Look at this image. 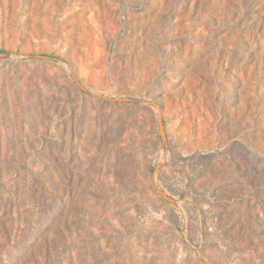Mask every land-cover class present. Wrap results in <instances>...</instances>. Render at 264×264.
Instances as JSON below:
<instances>
[{"label":"rangeland","instance_id":"obj_1","mask_svg":"<svg viewBox=\"0 0 264 264\" xmlns=\"http://www.w3.org/2000/svg\"><path fill=\"white\" fill-rule=\"evenodd\" d=\"M0 264H264V0H0Z\"/></svg>","mask_w":264,"mask_h":264}]
</instances>
